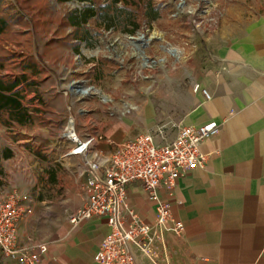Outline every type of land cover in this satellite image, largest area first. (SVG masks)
<instances>
[{"label": "rangeland", "instance_id": "rangeland-1", "mask_svg": "<svg viewBox=\"0 0 264 264\" xmlns=\"http://www.w3.org/2000/svg\"><path fill=\"white\" fill-rule=\"evenodd\" d=\"M152 4L157 18L141 19L140 29L129 34L125 22L119 23L128 12H136L129 3L0 0V16L8 21L0 34L5 73L20 78L24 102L34 111L26 127L0 123V199L13 190L25 194L33 213L36 206L41 213L58 212L51 209L53 204L65 207L62 212L79 206L84 196L78 174L84 160L64 156L71 146L63 138L64 130L73 127L69 117L80 136L95 138L97 153L110 151L114 145L108 139L119 127L109 122L129 114L124 113L127 89L145 83L155 88L158 81L172 77L182 85L214 57L208 38L235 34L264 15V0H152ZM84 10L94 16L72 27L67 17ZM140 35L150 40L137 50L129 42ZM85 88L98 93H83Z\"/></svg>", "mask_w": 264, "mask_h": 264}, {"label": "crops", "instance_id": "crops-1", "mask_svg": "<svg viewBox=\"0 0 264 264\" xmlns=\"http://www.w3.org/2000/svg\"><path fill=\"white\" fill-rule=\"evenodd\" d=\"M207 40L214 57L187 82L172 77L155 88L145 83L127 89L129 114L109 122L119 127L108 139L111 145L160 128L171 140L178 126H219L201 144L205 166L184 173L173 192L158 191L173 218L183 223L182 234H166L152 258L135 251L134 264H264V15L235 34ZM83 199L63 212L57 204L51 209L58 212L41 213L36 206L21 221L19 243L47 247L38 264H95L108 226L98 218L71 225L69 216ZM127 201L144 222L154 223L155 204L140 184L127 187Z\"/></svg>", "mask_w": 264, "mask_h": 264}, {"label": "built area", "instance_id": "built-area-1", "mask_svg": "<svg viewBox=\"0 0 264 264\" xmlns=\"http://www.w3.org/2000/svg\"><path fill=\"white\" fill-rule=\"evenodd\" d=\"M199 90L195 85L194 91ZM201 94L210 100L207 91L201 90ZM129 112L130 108H125L124 113ZM109 115L113 116L112 110ZM69 120L73 127L64 130L63 138L71 146L64 156L84 160L78 178L85 197L69 222L73 227L93 218L106 222L108 233L93 256L95 264H134L135 251L152 258L163 246L166 234L180 236L184 230L183 223L173 218L170 204L159 197V189L173 192L184 173L205 166L207 155L202 153L201 144L217 134L219 126L216 122L178 126L171 140L160 128L115 144L106 153H97L95 138L80 136L74 119ZM133 183L140 184L148 200L155 204L153 224L144 222L127 201V187ZM32 211L30 197L15 190L0 199V264H38L46 253L44 244L27 246L18 241L19 224Z\"/></svg>", "mask_w": 264, "mask_h": 264}, {"label": "trees", "instance_id": "trees-1", "mask_svg": "<svg viewBox=\"0 0 264 264\" xmlns=\"http://www.w3.org/2000/svg\"><path fill=\"white\" fill-rule=\"evenodd\" d=\"M64 3L68 0H58ZM95 3L100 0H79ZM108 1V0H105ZM111 4L123 3L125 5L136 6V12H128L123 20L125 22L124 31L134 34L140 29L141 19L154 20L157 18V10L153 7L152 0H109ZM88 10H84L77 16H68L67 21L72 27H78L91 19L94 14L85 15ZM8 26V21L0 16V34H2ZM130 27V28H129ZM25 95L21 88L20 78L5 73L3 57L0 55V123L6 127H26L33 119V113L25 104Z\"/></svg>", "mask_w": 264, "mask_h": 264}, {"label": "water", "instance_id": "water-1", "mask_svg": "<svg viewBox=\"0 0 264 264\" xmlns=\"http://www.w3.org/2000/svg\"><path fill=\"white\" fill-rule=\"evenodd\" d=\"M149 41V38H146L145 35H140L138 38L134 39L132 38L129 42L132 46H134L137 50L141 47H144L146 45L145 41ZM77 92H80V90H77Z\"/></svg>", "mask_w": 264, "mask_h": 264}, {"label": "bare ground", "instance_id": "bare-ground-1", "mask_svg": "<svg viewBox=\"0 0 264 264\" xmlns=\"http://www.w3.org/2000/svg\"><path fill=\"white\" fill-rule=\"evenodd\" d=\"M158 38H160V37H158ZM146 40V39H145ZM145 43H147V40L145 41ZM171 53L174 55V56H177V53L175 52V51H171ZM147 64V61L145 60V59H143V61H142V65L143 66H145ZM91 91H95L96 93H98V91L97 90H93V89H91V88H85V89H83V93H86V94H90V92ZM94 92V93H95ZM103 101L104 102H107V101H109V99L107 98V97H103Z\"/></svg>", "mask_w": 264, "mask_h": 264}]
</instances>
